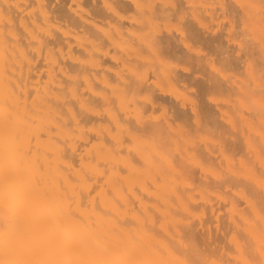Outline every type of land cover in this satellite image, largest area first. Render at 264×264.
<instances>
[{
  "label": "bare ground",
  "instance_id": "1",
  "mask_svg": "<svg viewBox=\"0 0 264 264\" xmlns=\"http://www.w3.org/2000/svg\"><path fill=\"white\" fill-rule=\"evenodd\" d=\"M183 7L0 0V264H264V0L194 32L235 71L215 85L230 97H202L236 135L220 154L176 162L150 142L170 124L99 111L169 98L146 46ZM187 171L199 184L180 191Z\"/></svg>",
  "mask_w": 264,
  "mask_h": 264
},
{
  "label": "rangeland",
  "instance_id": "2",
  "mask_svg": "<svg viewBox=\"0 0 264 264\" xmlns=\"http://www.w3.org/2000/svg\"><path fill=\"white\" fill-rule=\"evenodd\" d=\"M171 1L175 3L183 1L185 3L184 10H173V14L167 23L160 21L156 29L161 33L158 36L161 39L158 38V42L155 43L151 41L146 46L147 54L151 59L147 63L146 69L151 71L160 86L168 93L169 98L165 99L166 101H161L162 106L160 104L159 108L153 111L144 107L145 98L143 95L136 101L124 104L120 103L118 105L111 102L108 105L101 106L99 111L105 117L121 116L126 112H131L134 117L142 115L144 120L147 119L146 122H160V124L164 123L163 125L170 124L172 127L167 129L166 126V129L158 134L159 136L155 135L150 140L154 149L157 148L164 152H169L170 155H173L176 162L179 161L180 154H193L205 160L206 158L209 159L208 151H211L213 155L220 154L225 147L228 148L226 145L227 137L232 138L233 136V138H236V135L231 128L219 129L218 122L215 120L216 116L212 113L207 114L205 109H203L204 111L202 110V107L204 108V104H202L204 103V98L202 97L210 95L216 101H222L224 98L230 97V93H222L215 85L221 78H226L231 82L235 71H232L221 61L215 49H210L208 45L200 43L199 39H196L194 32L204 28L212 30L216 34L219 32L218 29L220 27L218 12H220L222 7L231 9L235 4H262V0ZM183 36L187 39L190 51L186 50L182 45V40L186 42ZM216 37V39L213 38L211 41L215 44L217 43V46L220 47L222 45V42H220L221 37ZM208 51H210V54L207 59H202L201 56ZM143 76L144 73L142 74ZM204 80L207 81V84L209 82V87L212 85L214 87H205ZM113 89V85H109L105 88V92L113 96ZM199 100L202 102L197 103ZM200 119H204L203 123L206 124L203 125ZM198 120L199 122L197 123ZM210 160L216 163L214 158ZM162 169H164V165L160 164L159 170ZM217 169L219 170L220 168L217 167ZM186 173L179 180L180 185L179 182L177 184L180 191H183L186 186H192L191 184L193 183L195 185L199 184L195 177L194 179L193 176L190 177L189 171ZM189 181L191 184H189Z\"/></svg>",
  "mask_w": 264,
  "mask_h": 264
}]
</instances>
